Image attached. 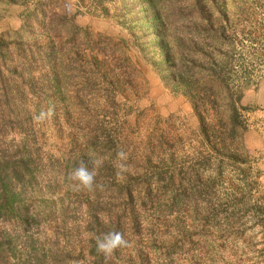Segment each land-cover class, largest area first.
I'll return each mask as SVG.
<instances>
[{
    "label": "rangeland",
    "instance_id": "rangeland-1",
    "mask_svg": "<svg viewBox=\"0 0 264 264\" xmlns=\"http://www.w3.org/2000/svg\"><path fill=\"white\" fill-rule=\"evenodd\" d=\"M39 1L19 0L0 11V33L19 29L23 16ZM61 1L79 27L122 42L145 80L136 96L119 97L122 109L117 121L103 120L104 133L112 136L111 150L103 155L95 153L84 137L87 129L71 120L74 111H68L69 121L55 109L50 119L37 123L33 117L49 108L44 103L26 98L18 105H0V260L6 257L10 264H264L262 234L253 212L264 196L260 176L264 152L245 144L253 173L244 191L234 172H208L213 181L208 199L195 205L188 186L171 184L168 176L189 171L192 159L203 149L199 120L191 101L174 93L170 81L160 74L159 49L149 40L150 18L135 11L122 19L120 5L114 2L106 4L109 14L105 15L97 0ZM201 10L211 19L209 27H224L226 48L219 59L229 61V84L239 86L249 110L256 108L250 101L257 93L264 95V0H202ZM18 19L20 26L12 28ZM180 22L185 24L183 18ZM166 27L186 26L170 22ZM246 111H241V117L247 130L252 125ZM19 148L29 153V162L24 169L16 166L19 172L13 174L9 157L13 159ZM118 151L126 154L127 169L119 177ZM90 156L104 161L96 177L104 187L73 191L66 175L81 161L89 163ZM161 161L169 173L162 172ZM253 180L258 187L250 184ZM209 211L221 213L213 218L206 216ZM109 231L122 232L131 246L116 250L106 260L96 251V237Z\"/></svg>",
    "mask_w": 264,
    "mask_h": 264
},
{
    "label": "trees",
    "instance_id": "trees-1",
    "mask_svg": "<svg viewBox=\"0 0 264 264\" xmlns=\"http://www.w3.org/2000/svg\"><path fill=\"white\" fill-rule=\"evenodd\" d=\"M17 2L0 0V11ZM109 2L120 5L118 17L122 19L134 16L135 11L150 18L149 40L159 49L160 74L170 81L174 93L191 101L199 120L203 149L192 159L189 171L170 174L168 182L187 185L195 205L208 199L213 184L208 172H234L244 191L253 173L241 117V111L249 107L241 103L239 86L228 82L229 61L219 59L226 48L224 27H209L211 19L202 13V0H97L105 15ZM64 8L61 0L39 1L23 16L19 29L0 33V105H18L31 98L61 110L67 121L68 111H74L71 120L93 131H86L84 137L95 153L103 155L111 150L112 137L104 133L103 120L111 117L117 121L122 109L119 97L136 96L145 78L122 42L79 27ZM182 18L186 25L180 22ZM205 21L204 27H189ZM170 22L186 27H166ZM9 158L13 164L10 172L16 174L17 167L24 169L29 162V153L19 148ZM160 164L162 172L169 173L168 166ZM259 174L256 171L257 177ZM250 184L259 186L257 180ZM259 200L253 212L264 245V196ZM220 213L209 211L206 216L218 218ZM260 253L264 258V248ZM2 259L0 264H10L6 257Z\"/></svg>",
    "mask_w": 264,
    "mask_h": 264
},
{
    "label": "clouds",
    "instance_id": "clouds-1",
    "mask_svg": "<svg viewBox=\"0 0 264 264\" xmlns=\"http://www.w3.org/2000/svg\"><path fill=\"white\" fill-rule=\"evenodd\" d=\"M55 115L54 107H49L47 110H42L39 114L33 117L37 123H43ZM116 158L121 161L117 165L116 175L119 177L126 166L123 163L126 160V154L123 151L116 153ZM104 161L101 158L90 156L89 163L81 161L80 164L74 167L66 175V180L70 182L69 187L73 191L94 192L97 189H103L104 185L97 182L96 177L98 169L103 166ZM89 164L91 167H89ZM130 242L124 238V234L119 231H109L96 237V251L102 254L106 260L110 259L118 249L130 247Z\"/></svg>",
    "mask_w": 264,
    "mask_h": 264
},
{
    "label": "crops",
    "instance_id": "crops-1",
    "mask_svg": "<svg viewBox=\"0 0 264 264\" xmlns=\"http://www.w3.org/2000/svg\"><path fill=\"white\" fill-rule=\"evenodd\" d=\"M20 24L21 23L18 19L15 27L12 28H18ZM256 95L257 96L253 97V100L250 101V103L255 104L256 108L246 111V115L249 117L248 120L251 123L252 127L245 130L244 142L248 146L251 145L256 147L257 149H259V152H264V95L263 92L257 93ZM241 103L243 105L249 104L245 95H243V97L241 98ZM262 166H264V163L262 164ZM260 176L264 180V172Z\"/></svg>",
    "mask_w": 264,
    "mask_h": 264
}]
</instances>
